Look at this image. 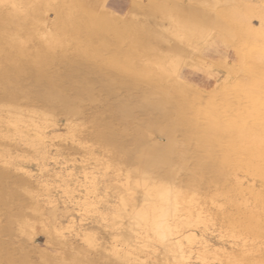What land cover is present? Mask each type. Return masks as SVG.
Here are the masks:
<instances>
[{
	"label": "bare ground",
	"instance_id": "bare-ground-1",
	"mask_svg": "<svg viewBox=\"0 0 264 264\" xmlns=\"http://www.w3.org/2000/svg\"><path fill=\"white\" fill-rule=\"evenodd\" d=\"M140 1L134 12L138 13L143 24L137 28L131 18L121 20L114 13L106 17L102 15L93 21L74 0H45L42 4L29 0V14L35 24L43 25L42 30L34 28L32 36L26 40L11 41L16 58L0 50V190H8L9 187H4L3 183L10 180L13 171H23L25 178L30 176V171L20 163L25 155L38 156L43 161L52 159L51 148L55 147L56 152H60V147L54 146L52 141L63 142L68 137L73 144L86 140L84 144L89 143V146L81 151L95 162L99 161L100 156L94 151L102 152L103 163L120 184L116 203L110 204L104 211L97 210L95 199L89 198V193L96 189V179L89 172L91 176L88 178L94 181L88 184L90 187L87 185L89 188L83 194V200L75 204L77 212L110 214L111 218L107 215L111 221V242L106 240L108 246L99 251L95 231L92 233L80 224L69 222L70 226L67 223V227L74 229L83 246L73 247V244L61 241L57 247H68V251L53 253L52 259H49L51 262L47 264H157L156 260H152L155 263L147 260L150 253L157 252L158 248L160 252L156 254L162 255V264H191L193 253L200 260L218 253L229 261L235 260L238 254L235 255L232 248H226L224 243L222 246L210 244L207 239L206 227L214 219L212 213L200 207L205 202L199 204L196 199L197 188L222 185L219 196L226 195L228 198L231 194L248 191L260 205L264 203V82L256 81L259 74L249 71L250 62L255 63L257 56H241V68L237 72L227 71L221 81L214 78L196 83L193 77L195 72L192 71L196 70V61L187 55L190 54L189 49L200 50V42H213L216 38H222L223 42L227 38L235 42V38L242 49L255 42L263 44L264 14L257 13L260 24L253 29L240 18L238 10L224 8L228 2L223 8L220 7V0ZM193 1L197 5L192 4ZM0 10L4 11V19L21 17L15 2ZM87 10L93 11L91 7ZM49 11L53 12L52 18L48 16ZM2 19L0 17V29L3 28ZM119 27L126 30L127 38L132 35L135 42L126 43L119 35L122 34L118 32ZM120 44L129 48L139 46L149 54L161 49H165L166 53L157 58L154 70L143 67L135 78H129L124 73L112 74L113 69H125L133 64L122 60L109 63L94 61L84 72L71 67L59 74L48 75L38 70L40 63L55 61V50L70 61L73 59L65 56L67 50L81 52V57L77 59L83 61L98 58L99 53L120 50ZM27 52L31 54L29 58L24 55ZM18 57L25 58L23 64L18 63ZM121 57H124V53ZM132 57L137 64L147 60L136 55ZM187 59H191L190 64L186 62ZM25 63H30L33 68L25 66ZM181 64L188 67V76L181 74ZM247 83L251 87L243 92L241 88ZM214 92L221 96H214ZM204 99L208 106L204 111L192 107L194 101ZM227 100L232 103L230 108L223 105ZM220 103L223 110L230 109L232 112L225 124L237 132L238 140L226 153L218 155L213 163L204 166L202 162L205 157L211 156L210 147L223 139L218 135L220 123L211 116ZM60 117L64 118L65 124L64 131L59 133L56 130ZM90 124L92 129L88 131ZM200 125L204 126L201 135L186 141V135ZM199 139L205 143L204 149L198 148L200 146L196 141ZM92 146L96 149H91ZM239 157L242 162H238ZM43 164L42 167L45 166ZM236 172L250 176L252 187L243 182ZM16 178L15 181H18ZM255 182L262 191L253 189ZM231 183L237 186L228 188ZM38 202L32 203V211L39 222H43L47 215ZM16 221L15 217L7 215L6 223L0 228V264H30L25 257L8 252L5 245L7 240L3 244L2 238L9 236L11 224ZM246 222L242 226L249 233L264 239L263 223L259 225L249 217ZM200 224L205 230H200L197 236L191 227ZM243 227L239 229L242 231ZM43 229L48 231L46 244L53 243L58 229L55 226L52 230ZM20 242L22 240L19 245ZM254 243L241 241L238 246L243 248L244 256L261 250ZM216 259L220 262L218 257ZM259 260L262 261L261 258ZM243 264L256 263L245 261Z\"/></svg>",
	"mask_w": 264,
	"mask_h": 264
},
{
	"label": "rangeland",
	"instance_id": "rangeland-1",
	"mask_svg": "<svg viewBox=\"0 0 264 264\" xmlns=\"http://www.w3.org/2000/svg\"><path fill=\"white\" fill-rule=\"evenodd\" d=\"M44 1L45 0H37V2H40L41 4L44 3ZM74 1L80 4L84 12L88 13L91 20L93 19L94 21L96 19H100V17L102 16V12L100 11L101 6H100L99 1L98 2L96 0H74ZM183 1L188 2V0H183ZM220 1L222 4V5L220 4L221 5L220 7L223 8L224 5L228 2V5L229 6L231 5V6L229 7L228 5H225L224 8L231 10V11L238 10L239 11L238 14L239 15L241 14L240 18H243L248 25H250L253 29H256L257 27H259L260 18L258 17L257 13L262 12L264 14V0H233V1L232 0H228V1L220 0ZM10 2L16 3L21 13V17H8L4 19L5 17L4 11L0 10V17L4 19V20L2 19L3 28L0 29V50L2 51L3 54L16 58L15 53L13 51V45L11 44V41L17 40V39L26 40L27 38L32 36L31 31L34 28L42 30L43 25L41 23L35 24V22L33 21V18H31L29 11H28L29 0H14V1L13 0H5V1L1 0L0 9L5 10ZM142 2H146V0H143ZM96 3L98 4V6ZM107 4L115 12V15L121 20L125 17L131 18V22L134 25L136 24L135 27L137 28L138 27L140 28L141 24H143L141 17L138 16V13L129 10V7L125 0H111V1H108ZM192 4L197 5V2L193 1ZM90 7L91 9H93L92 13L89 10H87ZM44 8L45 7H42V9ZM47 13H48V16H50V18L53 17V12L49 11ZM23 17L24 19H21ZM133 17L137 21H135ZM118 29H119L118 32L122 33V34H119L120 37L123 38L126 43L135 42V38L132 35H129L130 36L128 37L129 39L127 38L128 34L126 30L120 27ZM122 29H123V32H122ZM116 37L118 39H121L118 36ZM231 39L227 38L225 42L222 41L223 40L222 38H216L213 42L210 40H207L205 42L199 43L200 44L199 49L201 48L200 50H198L197 48L193 50H190V49L188 50L190 54H187V55H189V57H193L194 60L196 61L195 64L197 65L196 70L195 69L192 70L193 72H195L193 77L196 79V83L202 82L203 80L212 81L214 78H218V80L221 81L227 71L230 70L231 73L237 72L241 68V65L239 64V59L241 58V56H245V57H250V56L256 57L257 56L256 57L257 60L255 63L251 64L250 62L249 71H252L255 74H259V77L258 79H256V81L262 82V83L264 82V43L261 44V43L255 42L249 45L248 47L242 49V47L240 48L239 45L237 44V40L235 38H234L235 42L232 41ZM118 46H119L118 48L121 47L120 50L115 49L110 52L99 53L98 58H94V59L87 58L86 60H83V61H79L77 59L78 57H81L80 55L81 52L79 53L71 49L67 50V53L65 54V56L68 57V59L69 58L73 59L72 60L73 62L70 60H66L67 58H64L63 54L59 53L58 50H55L54 51L56 53L55 61L53 63H48V62L40 63L38 70L40 73L48 74V75H53L54 73L59 74L60 72H63L64 70L68 68L70 69L71 67L78 69L81 72H84L87 70V67L89 65H92L94 63V61H105L109 63V62H119L122 60V61L132 62L133 64L129 67H126L125 69H113L112 74L116 75L117 73H120V74L124 73V75L128 76L129 78H135L137 77V75H139L142 72V70L144 69L143 67L147 66V68L154 70L157 66L156 65L157 58L161 55L163 56L164 53H166L165 49H161V51H157V52L152 51L151 54H149L150 52L145 53L144 50L139 46H136V47L131 46V48H129L130 46L125 47L121 44ZM122 53H124V57H121ZM24 55L27 58H29L31 54L27 52L26 54L24 53ZM24 55L22 54V57H25ZM134 55L147 58V60H145L146 63L145 61L139 64L134 63L133 61L134 59L132 57ZM25 58H19L17 60L18 63L23 64V61ZM186 62L190 64L191 59H187ZM25 66L27 67L31 66V68H33V66L30 63H25ZM226 68H229V69L226 70ZM187 70H189L188 67L185 68L184 64H181L180 66L181 74L188 76L189 72ZM200 71H203L204 73ZM260 73L262 74L260 75ZM250 81L252 80L250 79ZM250 87H251V84L247 83V85H244L241 89L243 92H245ZM215 95H218V94L214 92V96ZM218 96H221V95H218ZM223 105L226 108H230L232 106V103L231 101L227 100L223 103ZM223 105L222 103H220V106L218 108H215L211 112L212 118L214 120H218V122L220 123V128L218 129V135L220 137H223V139L219 141L217 144H215L214 146L210 147L211 156L205 157L206 159L202 162L204 166H208L211 163H213L214 159H216L218 155L226 153L229 149H231L230 146H232V143L235 144L237 143L236 141L238 140L237 132L232 131L225 124L226 119H228L229 115H232V112L230 111V109L223 110V107H222ZM192 107L194 109H198L199 111H204L208 106L206 104V100L204 99V100L194 101V103H192ZM96 117L98 116L96 115ZM64 124H65L64 118L62 117L58 118V121H57L58 127H57L56 132L60 133L64 131V128H63ZM87 127H88L87 128L88 131L92 129L91 124L88 125ZM202 128H204V126L200 125L197 128L192 129L191 133H188V135H186L185 140L189 141L190 139H193L195 135H201ZM84 141L86 142V140H82V141L78 140L77 142L73 144L70 142L69 137L67 138V140L63 142L54 139L52 142L54 146L60 147V152H56L55 147L51 148V152L53 156L52 159H47L45 160L46 161L45 162L42 159H40L38 156L32 157L30 155L28 156L25 155V159L23 160L20 159L21 161L20 163H22V166L30 171V176L29 177L27 176L25 178V176L23 175V171H19V172L13 171L10 176L11 177L10 180L8 179L7 181L3 183L4 187H7V188L9 187L10 189L8 188L7 191L0 190V217H1L0 228L1 226L3 227L4 224L6 223L5 221L7 219V215H11L15 217L17 220L15 223L11 224L9 236L7 235L2 238V240L4 241V242L2 241L3 244L6 242L5 240H7V242L9 241L8 243L6 242L5 245H7L8 252L10 254L20 255L22 257H25L27 261H29L30 264H47L51 262L49 259H52L53 253L59 254V253L65 252V250L68 251V247H62V248L59 246L57 247L58 243H60L61 241H67L68 243L73 244V247H78V246L82 247L83 243L79 239V237L75 235L73 231L74 229L72 230L71 228L69 229V226H70L69 222L70 223L75 222V225L80 224L82 225L83 228H86L87 230L92 231V233L95 231L94 236H95V239H97L96 242L99 244L98 250L99 249L101 250L103 249V247L108 246L107 245L109 244L108 242H111L110 241L111 235H109L110 234L109 231L111 230L110 214L109 215L107 214L108 216H110L109 218L107 217L106 214H101V215L97 214L96 211L85 212L82 210L80 212H77L78 208L75 205L77 201L80 202V200H83L82 199L83 194H85L87 189L90 187V185L88 184L94 181L93 180L91 182L92 178L90 177L88 178V176H91V174H93V176H95L94 178L96 179V189H95L96 192L92 191L93 192L92 193L91 192L92 189L90 188L89 191L91 193H89L90 197L89 196L88 197L90 199H95L97 206H98L97 210L104 211L107 207L110 206V204L114 205L117 201V197L119 196V191H120V184L118 183L116 179L113 178L111 174V170L107 169L105 166V163H103L102 155H101L102 152L97 151V149L93 146L91 147V149L95 148L96 150L94 149L95 150L94 152H96V154L100 156V159L98 162H95L93 158L90 159L89 157L87 158V156L83 155V152L81 151L82 148L86 149L89 146V143L84 144ZM47 143L49 144V141H47ZM77 143L79 144L78 147H77ZM196 144L200 146L198 147L200 150L204 149L206 146L203 140L201 139L196 141ZM21 146L23 147L24 145L21 144ZM79 147H81V149ZM77 148H79L80 150ZM42 161L43 163H45L44 167H42L44 165L43 163L41 164ZM38 162L40 165L38 164ZM238 162H242V158L239 157ZM59 172L60 174H58ZM89 172L91 173L90 175H89ZM241 173L243 172H236L235 174L238 177H240L243 182H245L246 184L252 187L251 185L252 178L250 176H247L245 173H243V175ZM15 178L19 180L22 178L20 180L21 182L19 180L15 181ZM22 180H23V183H22ZM14 184H17V185H14ZM254 184L256 185L255 187H253L254 190L256 189V191H262V189L258 186L257 182H255ZM221 186L222 185H218L215 188L212 186L208 188L203 187V189L198 187L196 199H198L199 204L202 202H205V203L200 204V207H202L206 211L213 214L214 222L212 224H209L208 225L209 227L208 226L206 227V230H207L206 237L210 241V244L222 246V244L224 243L223 246H225L226 248L228 247V249L232 248L234 251V254L235 255L238 254L237 257L239 258L236 259L237 257L235 256L236 257L235 260L229 261L228 258L223 256L222 253H218L219 255L218 254L213 255L215 257L210 255L209 257L205 256V259L200 260L199 257H197V255L193 253L192 257L193 256L194 257L190 260L191 264H210V263L211 264H227V263L228 264H243V262L245 261L254 262L256 264L261 262L262 264H264V253H263L264 252V247H263L264 239L262 237L257 238L255 235H253L252 233H249L242 226L243 223H247L246 221L248 220V217L252 218V222H257L259 225L264 224V203L260 205L254 198H252L251 195H249L248 191H241V192L231 194V196L228 197L230 198L228 200L226 195L223 197L219 196V192H220L219 190L221 189ZM236 186H237L236 184L231 183L230 185H228V188L233 189ZM217 188H219L218 191L216 190ZM215 190L217 192H215ZM40 193H42V195ZM211 196H212V199L214 198L213 200L211 199ZM46 199L50 200V202L47 201ZM43 200H45V202ZM37 201H39L38 203L42 206V211L45 214V216L47 215V217L44 218L45 220H43V222L42 221L39 222V219L37 218V216L33 214V211H32L33 204ZM218 209H220V211ZM76 213L77 214L79 213V214L77 215ZM246 214H247V217H245ZM80 217L82 218L80 219ZM67 219L69 220L67 221ZM105 219L107 220V222ZM108 219L110 222L108 221ZM115 220L117 221L118 219H115ZM239 220H240V223H239ZM15 224H16V227H15ZM66 224L69 226L67 227ZM235 224H237L239 228L243 227L245 230V233L243 229L241 231V229H239L237 225ZM54 226L58 229V233L56 237L53 238L54 242L47 245L45 241H46L48 231L47 229H43V227H46L49 230H52ZM106 226L108 227L106 228ZM20 227H21V230L23 229L24 231L23 233H21V230H19ZM202 227L203 226L200 224L197 226H192L191 229L195 231L194 233L197 236H199L200 230L202 229L205 230ZM15 229H18V231ZM95 233H98L99 236L98 234H95ZM220 236H222L223 238H220ZM220 239L223 241H220ZM20 240H22V242H20L21 244L19 245L18 243ZM241 241H246L247 244H251L255 242L254 244H258L257 246H259L261 250L258 252L255 251L254 252L255 254H252L253 253L252 251L249 255L250 257L248 256V254L246 255L247 256L246 257L243 255V251H244L243 248L241 249V247L238 246L241 244ZM44 243L46 245H44ZM228 243L232 246H229ZM156 251L157 252L150 253V257L147 261L149 263H155L157 261L156 262L157 264L158 262L162 264L163 262L162 255L156 254L160 252L159 248ZM235 252H238V253H235ZM251 254L253 256H251ZM239 255H243V256L241 257ZM195 256L197 259L195 258ZM159 257L161 258V261L159 260L160 259ZM168 257L170 259V256ZM217 257L220 259L219 260L220 262H218V259H216ZM243 257L244 259H242ZM260 258L262 261L259 260ZM253 259L254 261H252ZM152 260L153 261L156 260V261L153 262ZM239 260H241L242 263ZM255 260L257 262H255Z\"/></svg>",
	"mask_w": 264,
	"mask_h": 264
},
{
	"label": "crops",
	"instance_id": "crops-1",
	"mask_svg": "<svg viewBox=\"0 0 264 264\" xmlns=\"http://www.w3.org/2000/svg\"><path fill=\"white\" fill-rule=\"evenodd\" d=\"M96 1L97 2L99 1L100 6H101L100 11L102 12V15H104V17H106L110 13H114L115 14V12L107 4L108 1H111V0H96ZM125 1L127 2L129 10H131V11H135L136 8L138 7L139 3L141 2L140 0H138V1L137 0H134V1L133 0H125ZM97 6H98V4H97ZM125 18H128V17H125Z\"/></svg>",
	"mask_w": 264,
	"mask_h": 264
}]
</instances>
